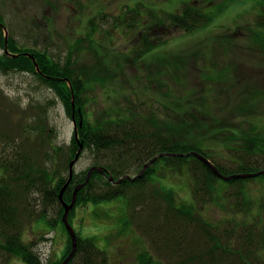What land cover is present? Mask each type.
<instances>
[{"label": "rangeland", "instance_id": "1", "mask_svg": "<svg viewBox=\"0 0 264 264\" xmlns=\"http://www.w3.org/2000/svg\"><path fill=\"white\" fill-rule=\"evenodd\" d=\"M218 2L204 6L214 16L197 30L155 27L151 42L166 40L139 61H135L138 53L131 49L139 47L140 29H129L121 22V31L115 26L119 18L123 20L128 15L127 8L144 4L145 8L139 10L146 22L147 11L162 16L194 0H0V13L7 38L12 35L20 45L47 49L58 59L73 53L81 66L93 69L90 72L99 80L88 84L85 92L86 109L92 118L131 109L141 111L145 117L169 120L178 128L176 138H184L185 134V139L197 140L201 148H209L216 161L231 167L235 166L232 159L244 153L242 142L230 140L234 135L231 132L242 135L252 127L264 132V44L258 38L264 29L255 23L264 0H235L222 10ZM96 62L99 71L92 66ZM157 77L162 80L155 81ZM166 93L171 97H165ZM40 114L44 115L43 136L52 135L55 145L61 146L65 154L75 126L55 91L30 72L1 73L0 138L5 134L7 141L18 140L21 145L24 138L18 125L30 124ZM28 132L35 136V131ZM28 148L34 157L44 159L46 145L41 153ZM94 162L95 154L86 149L74 170L83 171ZM129 174L135 176L137 172ZM153 178L159 186L174 189L181 203L194 201L188 171L178 173L158 166ZM220 182L219 193L206 200L201 212L225 232V238L232 239L237 237L243 219H263L264 209L261 216L254 213L264 203V185L260 180L246 182V199L253 206L257 199L251 211V204L243 200L245 194L238 196L233 187L225 186L224 179ZM32 195L31 206L35 205L33 209L39 213L42 197L38 192ZM120 199L77 207L71 222L77 234L94 238L106 252L108 264H141L144 251L168 262L169 255L155 247L145 230L146 214L142 216L141 209L133 206L127 208ZM18 209L24 240L37 243L36 250L44 264L59 260L66 240L63 229L31 221L25 211ZM47 211L52 217L56 208L51 205ZM251 248L254 264H264V250ZM0 264L23 262L0 251Z\"/></svg>", "mask_w": 264, "mask_h": 264}, {"label": "trees", "instance_id": "2", "mask_svg": "<svg viewBox=\"0 0 264 264\" xmlns=\"http://www.w3.org/2000/svg\"><path fill=\"white\" fill-rule=\"evenodd\" d=\"M233 1L235 0H194L195 3L185 4L177 12L164 13L162 16L147 11L149 19L146 22L139 10L141 7L145 8V5L138 4L135 8L128 7V15L123 20L119 18L115 26L121 31V22L129 29H140L139 47L134 45L131 49L132 53H138L135 61H139L166 40L159 38L151 42L150 34L155 27L168 25L187 32L194 31L213 19V13L205 11L204 6L218 2V8L222 10ZM3 21L0 13V74L19 71L36 75L41 83L55 91L72 120L74 114L77 128H74L65 154L63 148L55 145L51 139L52 133L47 138L43 136L45 126L44 115L41 114L30 124L18 125L17 129L24 138L21 145L18 140L7 141L5 134L1 136L0 251L19 259L23 264H44L40 252L36 250L37 243L28 242L22 236L17 217L20 207L30 216L31 221H40L48 228L56 229L59 226L63 229L66 240L62 257L52 263L48 261L47 264L62 262L72 249V239L63 222V201H72L76 187L85 181L90 168L97 166L104 172L93 170L88 183L78 190L75 206L69 213L70 223L75 209L79 206L90 203L99 206L101 203L121 198L127 208L133 206L134 209H141L142 216L146 214L144 229L149 232L155 247L169 255L168 262H163L152 252L144 251L140 258L141 264H254L251 247L257 246L264 250V217L262 220H257L256 217L243 219L239 222L240 231H237V237L225 238V232L206 219L201 212L206 200L219 193L220 180L223 178L197 157L194 151L210 159L222 174L240 175L224 179L225 186L233 187L238 196L245 194L243 200L247 205L251 204L249 209L252 211L257 199L253 206L252 201L246 199L245 188L246 182L252 180H260L264 185V132L256 130V127L242 135L231 132L234 135L230 140L242 142L244 153L241 157L232 159L235 166L229 167L216 161L208 151L209 148H201L197 140L192 142L185 139V134L184 138H176L178 128H174V123L169 120L157 119L154 115L145 117L141 111L131 109H126L125 112H108L100 118H92L86 109L85 92L88 84L99 80L90 72L93 69L81 66L73 53L66 55L65 59H58L47 49L18 44L12 35L8 38L5 36ZM255 23L264 29V3L256 15ZM92 24L94 29L97 23ZM258 38L264 44V32ZM92 66L94 71L100 70L98 62ZM156 80L160 82L162 79L157 77ZM167 96L171 97V94L166 93L165 97ZM172 110L176 112L175 109ZM21 128L24 130H20ZM28 131H35V136ZM51 132H55L54 127ZM32 137L35 138L31 139ZM80 141L84 144L80 156L84 150L90 149L95 154V162L83 171L74 170L70 178L69 165L76 156ZM45 145L44 159H40V156L34 157L29 152L28 147L31 146L30 149L41 153ZM230 148L234 149L232 146ZM156 156V160L141 177L133 178ZM158 166L178 173L188 171L194 201L181 203L174 189L159 186L153 178ZM260 171L262 172L258 175L241 176ZM131 172L137 174L131 176ZM118 179L121 180L116 182ZM67 182L68 186L60 199L59 193ZM36 192L42 197V209L39 213H35L33 208L36 207L34 205L32 208L30 201V197ZM51 205L56 208V213L49 217L47 209ZM262 207L264 203L260 211L254 213L255 216L262 215ZM235 223L236 221L233 222L234 225ZM125 224L127 225V221ZM68 264H108V257L94 238L83 237L79 233L76 253Z\"/></svg>", "mask_w": 264, "mask_h": 264}, {"label": "water", "instance_id": "3", "mask_svg": "<svg viewBox=\"0 0 264 264\" xmlns=\"http://www.w3.org/2000/svg\"><path fill=\"white\" fill-rule=\"evenodd\" d=\"M6 40H7V39H6ZM36 65H37V64H36ZM73 122H74V126H75V129H76V128H77V123H76V120H75V116H74V114H73ZM77 133H78V132L76 131V135H77V137H78V134H77ZM83 146H84L83 142L80 141L79 149H78V151H77V153H76V156H75V158L70 162V165H69V169H70V178H71L72 175H73V172H74V166H75L77 160H78L79 157H80V153H81V151H82V149H83ZM194 154H195L197 157H199L200 159H202L204 162H206L207 164H209V165L212 167V169L214 170V172H215L219 177H221V178H223V179H231V178H234V177L240 176V175H229V176H228V175H224V174H222V173L219 171V169L217 168V166H216V165H215L210 159H208L205 155H203L202 153L197 152V151H194ZM160 155H161V154H160ZM160 155H158V156H160ZM187 155H188V153H187ZM158 156H156V157L152 158L150 161H148V162L144 165V167L141 169V171H140L135 177H133V178L141 177V176L144 174V172H145V170L147 169V167H148L151 163H153V162L156 160V158H157ZM95 169H99L101 172H104L103 169H102L101 167H97V166H93V167H91L90 170L88 171V175H87V178L85 179V181L82 182V183H80V184L76 187V189H75V191H74V194H73V199H72V201H71L70 203H67V202L63 201V203H64V207H65V211H64V214H63V222H64V224H65V227H66V229H67L69 235L71 236V239H72V249H71L70 253L68 254V256H67L62 262L57 263V264H68V263L70 262V260L74 257L75 253H76V250H77V233H76V230L74 229V227L72 226V224H71L70 221H69V213H70V210L75 206V203H76V194H77L78 190H79L80 188H82L84 185H86V184L88 183V181H89V179H90L91 172H92L93 170H95ZM261 172H262V171H260V172H256V173H253V174H242L241 176L258 175V174H260ZM109 177H110L111 180L113 179L112 176H109ZM120 180H121V179H118L116 182H119ZM67 186H68V182L65 183V185L63 186V188L61 189V191H60V193H59V197H60V199L62 198V195H63L65 189L67 188Z\"/></svg>", "mask_w": 264, "mask_h": 264}]
</instances>
